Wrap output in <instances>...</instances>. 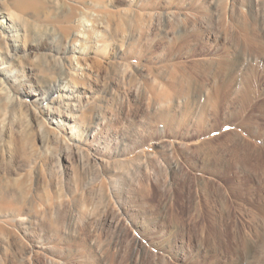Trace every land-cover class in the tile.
I'll return each instance as SVG.
<instances>
[{"label": "rangeland", "instance_id": "obj_1", "mask_svg": "<svg viewBox=\"0 0 264 264\" xmlns=\"http://www.w3.org/2000/svg\"><path fill=\"white\" fill-rule=\"evenodd\" d=\"M34 1L0 0V264H264V0Z\"/></svg>", "mask_w": 264, "mask_h": 264}, {"label": "bare ground", "instance_id": "obj_2", "mask_svg": "<svg viewBox=\"0 0 264 264\" xmlns=\"http://www.w3.org/2000/svg\"><path fill=\"white\" fill-rule=\"evenodd\" d=\"M18 4H21V5H23V7L25 8V9H33V10H35V9H37V4L35 3V1L34 0H15ZM0 13H2V12H0ZM1 15V14H0ZM2 17V19L0 20V23L1 22H5V19H6V17L4 18L3 16H1ZM20 23V22H19ZM13 25L14 24H11L10 22H6L5 24H3V26H2V24H0V29L2 28V27H6V31H8V32H12L13 31V29H14V27H13ZM14 35V34H13ZM76 36V35H75ZM77 36H80L79 34H77ZM80 48V47H79ZM65 51H66V53H70V52H72V53H77V52H80V49H78V47H75L74 46V44L72 45L71 44V46H69V44H68V46L66 47V49H65ZM178 65V64H177ZM56 89H57V87L55 86V87H51L50 89H48L46 92H44V95L43 94H40V95H42V97L45 99V98H48V96L53 92V91H56ZM204 92V91H203ZM215 95V94H214ZM219 95V94H218ZM41 97V98H42ZM209 98H211V97H209ZM212 100V99H211ZM245 100V99H244ZM208 101H210V100H208ZM207 102V101H206ZM208 103H210V102H208ZM211 104V103H210ZM201 105V104H200ZM201 113V112H200ZM246 120H244V122H245ZM242 123V122H241ZM245 126V125H244ZM251 130V129H250ZM250 132V131H249ZM256 136V135H255ZM254 139V138H253ZM240 141H241V139H240ZM229 142V141H228ZM230 142H233V141H230ZM255 142H256V140H255ZM233 144H235V142L234 143H232V145ZM224 145H226V143L224 144ZM236 145V144H235ZM258 145H260L259 143H258ZM239 146V145H238ZM230 147V146H229ZM232 148V147H231ZM241 148V147H240ZM243 148V147H242ZM242 148H241V150H242ZM226 150H229V148L228 149H226ZM241 150H239V151H237L236 152V154L235 155H237L238 156V158L239 159H241V161L240 162H242V161H244L246 164H249L248 166H250L249 168L251 169H253V170H256V171H259V170H262L263 169V165L261 164V163H259V162H253V163H251L249 160H251L250 159V157H251V153H247V152H245V151H241ZM242 152V153H241ZM244 153V154H243ZM228 154V153H227ZM256 154V153H255ZM224 155V154H223ZM234 155V156H235ZM227 157V156H226ZM236 157V156H235ZM226 159V158H225ZM224 159V160H225ZM232 159H234V158H232ZM229 162H230V160H228ZM229 165V164H228ZM227 165V166H228ZM235 164L233 163L232 164V166H234ZM240 165V164H239ZM239 165H237V166H239ZM242 165H244L243 163H242ZM235 167V166H234ZM238 168H240L241 169V167H238ZM236 169V168H235ZM249 169V170H250ZM244 170V169H243ZM239 171H241V170H239ZM251 171V170H250ZM244 172H245V170H244ZM241 173V172H240ZM239 173V174H240ZM251 173V172H250ZM254 174V173H253ZM257 174V173H256ZM241 176H242V173L240 174ZM255 175V174H254Z\"/></svg>", "mask_w": 264, "mask_h": 264}]
</instances>
